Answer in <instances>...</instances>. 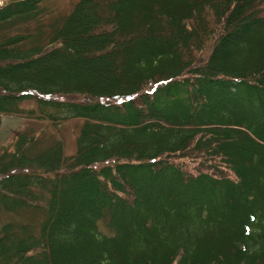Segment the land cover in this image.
Returning a JSON list of instances; mask_svg holds the SVG:
<instances>
[{"label": "trees", "instance_id": "obj_1", "mask_svg": "<svg viewBox=\"0 0 264 264\" xmlns=\"http://www.w3.org/2000/svg\"><path fill=\"white\" fill-rule=\"evenodd\" d=\"M7 117L0 264H264V0H9Z\"/></svg>", "mask_w": 264, "mask_h": 264}, {"label": "rangeland", "instance_id": "obj_2", "mask_svg": "<svg viewBox=\"0 0 264 264\" xmlns=\"http://www.w3.org/2000/svg\"><path fill=\"white\" fill-rule=\"evenodd\" d=\"M5 2L6 0H0V4H3ZM18 124H20V122L15 121V119H11L8 117L4 118V127L0 134V147L9 144V142L12 141L13 137L16 134L15 131L17 129ZM31 214V212L25 211L17 214L8 215L7 219H5L4 221L13 220L21 222L23 220H28L32 216ZM99 227L104 234H109L103 223H101Z\"/></svg>", "mask_w": 264, "mask_h": 264}]
</instances>
